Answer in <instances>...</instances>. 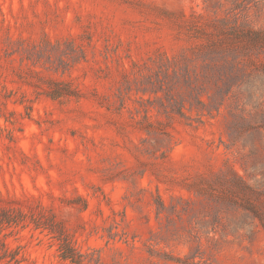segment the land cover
<instances>
[{"label":"rangeland","instance_id":"1","mask_svg":"<svg viewBox=\"0 0 264 264\" xmlns=\"http://www.w3.org/2000/svg\"><path fill=\"white\" fill-rule=\"evenodd\" d=\"M231 26L264 30V0H0V264H76L64 236L81 264H264L263 234L208 241L189 223L209 182L255 162L227 148L233 99L205 94L229 69L194 83L205 105L173 74ZM243 58L264 66V46ZM178 200L190 215L168 221Z\"/></svg>","mask_w":264,"mask_h":264},{"label":"trees","instance_id":"2","mask_svg":"<svg viewBox=\"0 0 264 264\" xmlns=\"http://www.w3.org/2000/svg\"><path fill=\"white\" fill-rule=\"evenodd\" d=\"M258 46H264V30L231 26L225 29L224 36L219 42L212 41L202 46L200 51L204 57L200 65L194 63L192 58H184L182 66L180 65L178 69L173 68L174 77L183 78L193 94L197 89L195 82L210 78L203 73L204 71L208 73L220 65L229 69L230 76L225 72L226 75L217 76L215 82L220 88L218 81L223 79V76H229L230 80L225 82V93L223 89L221 97H214L208 92L205 94L210 103L221 98V102L215 107L217 111L225 100L233 99L234 105L229 111L230 143L227 148L230 150L235 148L242 159L245 157L255 159L250 167L241 163L246 176L231 166L222 176L215 177L208 183L204 193L208 212L200 222L189 219L192 229L197 232L202 230L208 241H217L216 236L219 235L218 239L224 241L239 239L252 242L258 234L264 235V97H253L260 88L249 83L264 79V66H255L250 59L243 58L250 48ZM198 67L201 70H198ZM169 70L170 66L167 67L164 76H169ZM253 87L256 91H253ZM232 91L248 92L249 97H227ZM204 92L196 93L195 97H200L197 99L198 104L205 105L201 98ZM159 205L162 211L167 209L162 199ZM190 208L191 203L184 200L172 203L169 208L171 217H168V221L181 219L184 214L190 215ZM198 223L201 224L197 225ZM60 240V256L72 263L81 264L88 254L77 250L68 237H60ZM89 255L90 260L99 263L100 259H94V253ZM161 258L181 264H199L188 261L190 258L183 260L166 254Z\"/></svg>","mask_w":264,"mask_h":264}]
</instances>
